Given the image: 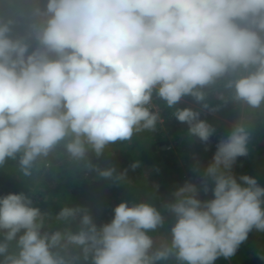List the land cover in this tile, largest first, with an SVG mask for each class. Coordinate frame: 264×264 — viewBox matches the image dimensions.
I'll return each instance as SVG.
<instances>
[{
	"label": "clouds",
	"instance_id": "obj_1",
	"mask_svg": "<svg viewBox=\"0 0 264 264\" xmlns=\"http://www.w3.org/2000/svg\"><path fill=\"white\" fill-rule=\"evenodd\" d=\"M225 79L233 101L264 104V0H0V165L20 154L30 175L62 141L74 159L99 157L155 129L154 94L169 108L191 96L215 112L204 89ZM174 116L208 144L215 129L200 111L177 107ZM249 139L237 124L216 144L199 185L185 181L172 193L163 205L174 217L170 240L159 247L149 233L165 215L148 201H121L100 225L88 208L64 206L56 214L64 227L50 230L27 194L0 196V264L232 257L251 232L264 233V186L233 172ZM96 170L104 178L115 171Z\"/></svg>",
	"mask_w": 264,
	"mask_h": 264
},
{
	"label": "trees",
	"instance_id": "obj_2",
	"mask_svg": "<svg viewBox=\"0 0 264 264\" xmlns=\"http://www.w3.org/2000/svg\"><path fill=\"white\" fill-rule=\"evenodd\" d=\"M25 7L28 6L26 5ZM225 84L226 81L220 80L217 81L216 84L205 88L204 91L210 92L214 88H220V87L223 88V85ZM154 96L156 97L155 100L158 103H160L161 109L163 110L162 111V115L164 118L163 123H165L166 128L164 130L163 129L164 124L157 121L155 129L151 131L149 130V133L151 135L149 134L148 137L146 136L147 140L145 141L146 142L145 148L141 150L139 153L132 145L125 146L123 147V151L126 153L125 154L126 159L124 157H121V155L117 154L115 150L119 149L117 145L121 144L122 141H117L116 143L111 144V146L106 147V149L108 150H106V152L104 150L99 157H97L93 151H89L86 159L77 160L70 156V154L66 151L65 147L59 146V149L62 150L63 153L62 154L63 156H61L62 159L58 158V156L54 154L53 150L49 153L48 156L37 158L36 161H40L39 164H41L42 168L45 166L46 162L50 164V168L45 173L44 179L46 181L52 180L55 182L54 187L47 189H49L48 193H49L50 201L52 200V202H56L55 203L56 206L54 207L50 205L49 207L48 205L45 207L47 214L46 219L49 218L55 219V222H53V224L51 225V230L64 227L63 222L57 221L56 219V214L60 211V210L58 211L57 208L60 205L62 198H64V192L67 190L70 191L69 186L70 184L73 185L72 180L78 179V183L75 186V188H73L72 186L73 190H71V192L75 193L74 192L75 189L78 192L77 197H80L81 201H87L89 203L91 202H96V204L98 203V200L101 197L100 196L101 191H103V187L105 184L111 185L112 192H114L115 189H117L119 190L120 193L121 191H124V194L126 193L127 196L129 194L131 196L134 195L133 198H135V200H139L141 197H145L147 200H149V202H151V198L154 196V194L157 193L163 194L167 190H169L168 192H166L167 194L166 193L164 194L169 196L171 199H174L172 193L176 190V188H172L170 186V183L173 182V180L176 179L177 177L174 178L172 172L177 169L180 171V168L177 165V158L174 156L173 150L167 149L165 146L170 144V141H175L176 143H179L181 137L180 134L182 132L187 131V134H185V136L188 138H191V136L188 133V125L182 124L176 120L174 116V112L176 111V109L173 110V108H169L166 105L165 101H163L160 98L158 99V96H156L155 94ZM263 105L264 104H262L261 106L263 107ZM261 106L259 108H254L253 112L247 111V109H242L239 106L237 107L238 108L237 117L239 116V114H242L241 116L246 118L242 122V124L249 131L250 137H252V141L248 142L247 156L238 157L236 160V164L234 166H236L238 162H242V161L245 162L248 160L246 162L248 164L245 165V167L243 168L244 174L254 176L257 179L258 183L261 186H264V163H262V161L259 160L263 156V150L260 149V145H262L261 142L264 140V122H263L264 116L260 109ZM181 107L183 108V107H191V106L188 103H186L183 104V106ZM193 109L197 110L195 108ZM200 113L201 115L203 114L206 115V113L202 111H200ZM211 118L212 120L214 119L213 117ZM231 128L232 127L229 124L227 123L225 124V122H222L221 126H219V128L217 129L218 131L220 129L223 130L224 136L223 135L222 136L226 137L227 135L230 134ZM166 134L169 136L171 135V138L169 139L166 136ZM217 135H218L217 132L213 133L207 145L204 144L203 146V143L198 145V153L196 157L190 156L188 157V159H186L187 160L186 164L189 169L190 167L198 168L196 169V173L195 171L193 172L195 173L194 176L196 178L198 177L201 178L203 171L205 169V167L200 166L201 164L200 162L202 161L203 165H206L208 164L207 162H205L207 158L211 160L213 157V154L216 150V144L220 140V138ZM186 150H188V148H186ZM113 152H115V154H113ZM108 153L111 155L110 160L111 161L114 160L115 171L113 173V177L104 178L99 175L96 168L105 169L108 167H113L111 163L106 164L104 163V159H102V156L107 155ZM255 156L258 157L261 156V157L256 160ZM89 163L94 167L90 169L88 167ZM133 164H137L138 165L137 167H140L144 172L145 170H143V167L148 166L149 173H153V175L157 174V172L162 170L163 174L165 173V175H167V178L165 177L163 178V175H160L161 176L160 179H156V180H153L152 178L150 180L145 178L146 180H144V182H142V180L140 181L139 179L137 180L130 173ZM123 167H124V171L122 172L121 170L122 172L121 174H123L121 175L117 168L121 169ZM34 168L35 167L32 165L30 172L35 171ZM131 177H133L132 180L133 183L135 184L130 186L128 179L126 178H131ZM152 184H155L156 186L151 189ZM10 192H25V189L21 186L18 178L12 177L11 175H7V174H0V196ZM103 194L104 193H102V196ZM126 198H127L126 196H123L121 201H125ZM78 201L79 200H77V202ZM107 213H108V209L107 208L105 209L104 207H94V210L92 211L93 218H95L98 215L106 216ZM73 224L76 225L75 222H73ZM257 236L258 233L254 230L249 234L248 239L245 242H243L240 245V247L244 249L245 246L249 245L250 243H253L254 239H256ZM167 239L168 241L170 240V235L167 236ZM242 253L243 251L240 252L237 251L235 255L232 257L235 258L236 260H240L243 257Z\"/></svg>",
	"mask_w": 264,
	"mask_h": 264
},
{
	"label": "rangeland",
	"instance_id": "obj_3",
	"mask_svg": "<svg viewBox=\"0 0 264 264\" xmlns=\"http://www.w3.org/2000/svg\"><path fill=\"white\" fill-rule=\"evenodd\" d=\"M224 81H226V79ZM206 93H207L206 100H207L208 104L211 107H216L218 109L217 111L208 112L207 110L202 109L201 102H197L191 96H187V97L183 98L176 107H173V110H175L177 107L182 108L181 106H183V104L188 103L191 107L206 113V115L205 114L201 115L200 118L206 120L209 124H211L214 127V129H215L214 133L217 132L218 133L217 136L220 139L224 136L223 135L224 131L221 129L218 131L217 128H219V126H221L222 122H225V124L227 123L232 128H234L237 124H242V122L246 119L245 117L241 116L242 114H239V116L237 117V110H238L237 107L238 106L241 107L242 109H247V111L253 112L254 108L248 107L243 102H240V104H239V103L233 101L231 99L232 94H233L232 90L226 88L225 85H223V88H221V87L220 88H214L210 92L206 91ZM155 99H156V97L153 95L152 102H151V105L149 107L153 111L158 112V114H159L158 121L163 123V120H164L163 115H162L163 110L161 109L160 103H158ZM158 99H159V97H158ZM260 109H261V112L264 116V105H263V107L261 106ZM211 117H213L214 119L212 120ZM263 122H264V120H263ZM163 124H164L163 129L165 130V128H166L165 123H163ZM232 128L230 129V132L233 130ZM149 134H150L149 130H142L140 132L134 133V135L132 136V138L130 140L122 141L121 144L117 145V147L119 149L115 150V152L117 154H120L121 157H124L126 159V156H125L126 153L123 151V147L132 145L136 149V151L139 153L141 150H143L145 148V146H146L145 141L147 140V137L149 136ZM185 134H187V131L182 132L180 134L181 137H180L179 143H176L175 141H170V144L165 146L167 149L173 150L174 156L177 158V165L180 168V171L177 169V170L172 172L174 178H176V177L177 178L174 179L173 182L170 183V186L172 188H176V189L179 186H181L185 181L191 180L193 182H196L198 185H199V181H200L199 177L196 178L194 176L196 173V169H198V168L197 167H190V169H189L187 164H186V161H187L186 159H188V157H190V156L196 157V155L198 153V145L201 144L202 142L196 137L191 136V138H188L185 136ZM225 134H226V132H225ZM166 136L169 139L171 138V135L169 136L166 134ZM251 141H252V137H250V139H249V142H251ZM65 143L66 142L62 141L60 144H58L53 149L54 154L56 156H58V158H61V156H63L62 150L59 149V146L65 147ZM261 144L262 145H260V149L263 150V156L262 157L260 156L261 159H259L260 157H258V156H255V158H256V160L259 159L260 161H262V163H264V140L261 142ZM109 146H111V144L108 145L107 147H109ZM203 146H204V144H203ZM186 148H188V150H186ZM106 150H108V149L105 148V152H106ZM109 150H110V148H109ZM115 152H113V154H115ZM108 154L102 156V159H104V163H106V164L111 163L113 165V167H115L114 160L111 161L110 160L111 155L110 154L108 155ZM19 160H20V154H18L16 156V158L6 159L5 162L2 165H0V174H7V175H11L12 177L18 178L21 186L25 189L24 193L27 194L32 199L34 206L39 207L42 212L46 213V210H45L46 206H48V205H49V207H50V205L54 206V207L56 206V204H55L56 202H52V200L50 201L49 193H48L49 189H47V188L54 187L55 182L52 180L46 181L44 179L45 178L44 175L49 170L50 164L46 162L45 166L42 168L41 164H39L40 161H36V162L34 161L33 166L35 167L34 168L35 171L31 172L30 175H25L21 169V165L19 163ZM210 161L211 160H209L207 158V160L205 162L209 163ZM247 161L238 162L236 166H233V172L235 175H237V177L244 174L243 168L245 167V165L248 164V163H246ZM200 163H201L200 164L201 167L206 168L208 165V164L203 165L202 161ZM235 164H236V162H235ZM117 169L120 172V174L124 171V167L121 169L120 168H117ZM121 170H122V172H121ZM143 170H145V172L142 171V169L140 167H135V168L131 167L130 173L137 180L138 179L140 181L142 180V182H144V180H146V179L150 180L151 178L153 180L160 179V177H161L160 175H163V178L164 177L167 178V175H165V173L163 174L162 170L157 172V174H155V175H153V173H149L148 166L143 167ZM194 171H195V173H193ZM133 177L126 178V179H128L130 186L135 184V183H133V180H132ZM179 178H180V180H179ZM45 181H46V183H45ZM72 183H73V185L70 184V186H69L70 191L67 190L64 192V198L65 199L62 198L61 203L57 208L58 211L61 210L62 207H64V204H65V206H69V207H75V206L86 207V208H88L91 215H92V211L94 210V207H104L105 209L107 208L108 213L106 214V216L98 215L95 218H93L94 221L98 225L110 221V219L114 215V212H113L114 207L121 201L123 196L127 197L126 201H128L129 203L141 202V201H148L149 202V200H147L145 197H141L139 200H135V198H133L134 195L131 196L129 194L127 196L126 193L124 194V191H121V193H120L119 190H117V189H115V191L112 192L111 191V185L105 184L103 187V191H101V195H100L101 197L99 198L98 203L97 204H96V202L89 203L87 201H81L80 197H77L78 192L75 189H74L75 193L71 192V190H73V188H75V186L77 185L78 179L72 180ZM72 186H73V188H72ZM155 186H156L155 184H152L151 189ZM168 191L169 190L165 191L164 193H166ZM102 193H104L103 196H102ZM164 193L163 194H159V193L154 194V196L151 198V202H150V203H153L155 206H157V208L160 209L161 212L165 215L164 226L156 229L155 231H153V233L152 232L149 233L154 238V240L156 242L155 247H159L162 243L168 241L167 236L170 235L169 228H170V225L173 222V218H174L173 215L170 212H167L163 207V205L166 202L173 200L169 196L166 195L167 193L166 194H164ZM210 196H211V192H209L207 196H204V194L201 193V197L204 199H207ZM77 200H79V201L77 202ZM89 204H91V205H89ZM53 222H55L54 218L46 219V225H50V230H51V225L53 224ZM75 224L76 225L73 224L74 230L78 224V220L75 222ZM74 226H75V228H74ZM257 233H258V236L256 237V239H254L253 243H250L249 245L245 246L244 249L242 247L238 248L237 251H239V252L243 251L242 259L236 260L233 257H230L228 259L220 257L215 261V264H264V233H260V232H257ZM73 251H75V250H73ZM258 251H259V253H258ZM260 251H261V253H260ZM157 264H178V262L175 260V258H170L168 260L158 261Z\"/></svg>",
	"mask_w": 264,
	"mask_h": 264
}]
</instances>
